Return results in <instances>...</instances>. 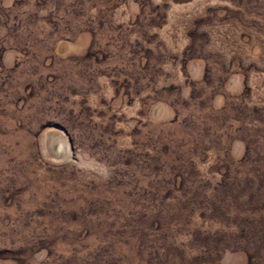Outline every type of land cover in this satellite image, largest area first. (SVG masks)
I'll return each mask as SVG.
<instances>
[{
    "label": "rangeland",
    "instance_id": "rangeland-1",
    "mask_svg": "<svg viewBox=\"0 0 264 264\" xmlns=\"http://www.w3.org/2000/svg\"><path fill=\"white\" fill-rule=\"evenodd\" d=\"M0 264H264V0H0Z\"/></svg>",
    "mask_w": 264,
    "mask_h": 264
}]
</instances>
